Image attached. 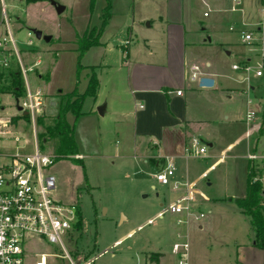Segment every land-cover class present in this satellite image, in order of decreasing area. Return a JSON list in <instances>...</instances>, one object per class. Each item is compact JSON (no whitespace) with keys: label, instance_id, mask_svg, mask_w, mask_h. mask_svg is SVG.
I'll return each mask as SVG.
<instances>
[{"label":"rangeland","instance_id":"rangeland-1","mask_svg":"<svg viewBox=\"0 0 264 264\" xmlns=\"http://www.w3.org/2000/svg\"><path fill=\"white\" fill-rule=\"evenodd\" d=\"M54 1L65 7L61 15L56 13L49 0L32 3L27 0H0V38L4 37L7 29L6 18L8 22L14 23L12 35L16 47L9 45L14 53L10 69L24 68L31 86L42 90L46 99L42 116H46L49 123L55 121L65 104L63 95L58 96L59 91L66 95L77 88L79 93H84L88 75L92 70H98L94 65L102 55L99 49L91 48L82 57V68L79 71L76 40L77 36H83L86 31L91 33L94 30V36L97 35L104 9L108 5V0ZM109 1L111 19L99 41L104 44L107 61L116 63L123 52L121 48H126L128 23L132 20L136 3L133 0ZM203 2L204 0L196 2L199 7L196 12L202 19L203 13L210 14ZM240 3L244 5V1ZM233 15L235 24L229 34L231 43L236 46L231 60L242 65L248 58L256 57L262 62L259 69L250 64L248 72L244 70L247 65L240 66L241 73L248 77L242 87L245 90L249 87L252 101L250 109L255 114L251 122L253 127L264 120V48H247L240 39L245 34H251L253 43L264 44L261 41L264 38V13L257 9H245L242 13H232V17ZM32 29H39L43 35L53 36L51 43L37 40ZM110 45L114 48L107 50ZM257 70L262 72L259 78L255 77ZM22 78L25 91L24 74ZM251 86L254 90L250 89ZM2 90L0 99L4 108L3 117H12L15 127L8 128V131H15L26 141L22 152L33 151L36 135L42 152L54 155L59 153L58 141L56 144L49 138L47 143L41 142L44 131L38 127V123L34 132L28 119H19L16 99L10 86L6 85ZM52 102L56 103L54 107L51 106ZM92 107L93 99L86 98L81 116L76 118L72 114L67 115L68 122L74 125V139L79 154L85 159L81 163H75L70 158H62L47 170V173L57 179L55 198L64 205L78 206L82 214L81 230L63 237L74 264H146L151 253L171 254L176 239L174 232L180 218V215L170 213L171 206L176 205L178 198L175 197L178 191L173 190V184L179 183V191L187 189L183 180L185 168L176 164L175 175L170 178L169 185L161 186L164 189L161 191L160 187L153 188L151 181L154 178L140 172L135 163L126 164V161L106 159L110 155L109 149H117V136L113 128L104 125L105 121L97 114H87ZM95 111L99 114L98 109ZM15 118L17 120L14 122ZM258 136L255 132L249 139L251 151ZM256 144L257 150L261 151L264 139ZM14 145V142H9L6 147L13 151L16 147ZM245 145L244 141L236 150L227 152L223 160L211 168L207 177L196 185L195 193L205 203L199 209L193 208V216L189 219L192 225L190 232H183L190 244L191 264H225L227 256L235 252L236 244L247 240L249 218L239 211L236 199L246 195L248 160L234 158L235 154H246ZM163 194L167 196L165 201H161ZM210 200L219 202L215 205ZM179 204L189 205L185 200ZM161 211L162 215H157ZM200 214L204 217L195 219ZM122 215L127 219H123ZM184 216L185 214L181 215L183 218ZM199 225L204 227V231H200ZM32 250L60 256L65 254L59 247L52 245H39ZM253 250V256L249 255L252 260L262 254V250L258 248ZM53 264L71 262L67 258H55Z\"/></svg>","mask_w":264,"mask_h":264},{"label":"crops","instance_id":"crops-1","mask_svg":"<svg viewBox=\"0 0 264 264\" xmlns=\"http://www.w3.org/2000/svg\"><path fill=\"white\" fill-rule=\"evenodd\" d=\"M133 1L136 5L128 23L126 52L121 53L116 63H109L104 44L100 42L99 46L93 47L102 55L94 65L98 68L100 88L93 99L92 110L87 114H97L117 136V149H109L110 155L106 159L126 161V164L133 162L140 172L152 177L167 158L175 165L183 166L187 189L179 191V187L174 188L179 183L173 184V190L178 191L175 204L185 200L194 209H199L205 201L197 197L196 185L227 152L236 150L244 141L246 154H235L234 158L248 160V154L264 151V148L258 151L256 144L264 139V120L253 127L252 121H246L247 113L253 112L249 87L247 90L242 87L246 82L242 70L233 69L235 65L250 64L259 69L262 62L256 57L248 58L242 65L233 62L231 58L236 45L231 43L229 34L235 24L232 13H242L245 9L264 13V0H204L203 5L210 14L203 13V19L196 12L198 0ZM240 1H244V5ZM10 24L12 29L14 23ZM243 37L240 41L245 47L263 50L264 44L252 42L248 45L243 42ZM113 48L110 45L107 50ZM195 67L199 68L198 79L191 81L190 71ZM205 77L214 81L212 87H200V79ZM255 77L259 78L256 74ZM250 89L254 90V87ZM178 91L182 92L181 96L176 95ZM58 94L65 95L62 91ZM55 105L51 103L52 107ZM100 107H104L102 116L95 111ZM251 129L252 135L259 134L253 151L249 140L252 135L247 137ZM195 143L205 147L206 153L197 155L193 148ZM76 156H81V162L85 159L79 151ZM249 165L248 161L247 180ZM151 183L153 188L160 187L164 191L154 179ZM262 188L264 193V183ZM166 197L163 194L161 201ZM245 198L246 195L236 200ZM210 201L215 205L219 202ZM190 218L192 216L183 227L176 224L175 242L178 235L185 237L183 232H190ZM123 219L127 217L123 216ZM198 228L204 231L202 225ZM252 235L249 223L247 240L236 244L235 252L227 256L225 264H264L263 251L261 255L256 254L255 261L249 258L257 248ZM151 254L162 257L157 263L146 259V264H176L172 249L171 254Z\"/></svg>","mask_w":264,"mask_h":264},{"label":"built area","instance_id":"built-area-1","mask_svg":"<svg viewBox=\"0 0 264 264\" xmlns=\"http://www.w3.org/2000/svg\"><path fill=\"white\" fill-rule=\"evenodd\" d=\"M6 28L4 37L0 38V72L11 65L14 53L9 45L16 47L11 24L7 20ZM261 41L263 42L264 38ZM243 42L251 45L252 35H244ZM233 69L241 70L238 65L233 66ZM244 70L248 72L250 67L245 66ZM21 72L26 77V83L23 98L16 100V104L22 108V111L17 113L20 120L27 118L36 132L38 119L46 108V99L40 88L31 86L24 68H21ZM190 72V80H197L199 68H192ZM256 75L260 77L262 72L258 71ZM245 80H248V77H245ZM176 95L181 96L182 92L178 91ZM3 112L0 99V264H53L55 258H67L74 264L64 245L63 237L78 232L76 225L79 221V207L64 205L55 198L57 179L47 173L58 160V156L42 152L36 135L33 151L23 153L22 150L26 146L23 143L26 141L15 131H8V128L15 127V123L12 117L4 118ZM254 116V112L247 113L246 121L251 122ZM252 131L253 129L248 132L247 137L252 135ZM9 135L12 137L9 138ZM9 142L15 143L13 151L6 147ZM198 145L195 143L193 146L196 154H205L206 148ZM75 158L81 159V156ZM247 159L252 167L261 171L257 180L264 183V151L250 153ZM175 172V162L167 158L153 177L161 186H167ZM178 187L179 185L175 184L174 188ZM170 213L180 215L177 225L183 227L187 224V219L193 216V207L178 203L171 206ZM183 214L184 218L181 217ZM203 217L204 215L200 214L196 219ZM39 245L57 246L65 254L60 256L32 250ZM172 254L176 258V264H191L190 244L182 235H178V240L172 245Z\"/></svg>","mask_w":264,"mask_h":264},{"label":"trees","instance_id":"trees-1","mask_svg":"<svg viewBox=\"0 0 264 264\" xmlns=\"http://www.w3.org/2000/svg\"><path fill=\"white\" fill-rule=\"evenodd\" d=\"M36 1H48V0H27L28 3ZM110 1L104 9L102 17V24L94 36V30L91 33L85 32L83 36H77L76 45L79 52V71L81 70L80 61L84 54L93 47L100 45V38L103 36L106 27L111 19L110 14ZM123 52H126L123 47ZM9 85L13 97L18 100L24 94V82L22 78V72L20 68L6 69L0 72V93L3 92L2 88ZM100 88V81L94 70L88 75L87 87L84 93H79L76 88L69 94L63 95L65 104L61 107L58 116L53 123H49L46 116H41L38 119V127L44 132L41 135V142L47 143L48 139L60 144V152L56 155L58 160L62 158H70L72 162L81 163L79 159L74 158L78 155L77 145L74 139V125L70 124L67 120V115L72 114L78 118L83 113L81 112L82 105L86 98L96 99L98 90ZM27 119V118H26ZM17 119H14V122ZM73 157V158H71ZM261 171L249 165V174L247 180V192L244 200H236V204L241 213L249 218L250 228L254 235L255 246L264 252V193L262 183L257 180ZM79 221L76 225V229L79 231L82 228V214L78 209ZM161 254H152L149 259L152 262H158L161 258Z\"/></svg>","mask_w":264,"mask_h":264},{"label":"water","instance_id":"water-1","mask_svg":"<svg viewBox=\"0 0 264 264\" xmlns=\"http://www.w3.org/2000/svg\"><path fill=\"white\" fill-rule=\"evenodd\" d=\"M49 1H50V4L52 5V7H54V9L58 15H61L65 11L64 6L58 4L54 0H49ZM32 32H33V34L37 40H43L45 43H50L52 40V36L43 35V33L40 30L32 29ZM199 85H200V87L210 88L214 85V81L208 77L201 78ZM16 108H17L18 112L22 111V108L20 106L16 105ZM98 112L102 116L103 112H104V107L98 108ZM24 115L26 116L27 113L25 112Z\"/></svg>","mask_w":264,"mask_h":264}]
</instances>
